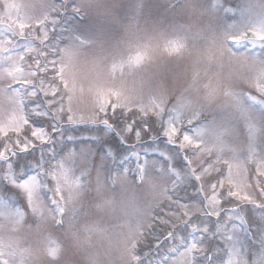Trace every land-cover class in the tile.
<instances>
[{
    "label": "rangeland",
    "instance_id": "obj_1",
    "mask_svg": "<svg viewBox=\"0 0 264 264\" xmlns=\"http://www.w3.org/2000/svg\"><path fill=\"white\" fill-rule=\"evenodd\" d=\"M53 7L59 9L60 20L53 43L63 49L66 75L74 87L79 85L76 67L82 58L93 59L95 69L99 62H126L134 50H147L149 57L143 64L128 68L129 74L121 80L136 94L115 82L121 94L112 100L132 108L166 104L184 117V130L192 134L205 130L208 146L224 159L244 160L251 153L264 156V97L249 82L259 65L242 64L232 72L223 51L224 36L264 25V0H0V23L13 19L34 23ZM174 46L176 50L170 51ZM230 46L239 55L264 59V47L259 44ZM205 73L210 78L220 74L225 83L198 81ZM89 94L93 104L98 97L95 92ZM193 116L197 122L187 124ZM150 123V136L140 142L128 137L119 151L105 145L100 152L93 143L99 138L90 125L82 123L67 132L70 142L57 159H65L77 175L87 179L75 203L69 205L63 227L51 216L41 218L31 211L28 194L14 184V178L23 177V167L0 162V209L18 214V218L0 220V264H129L125 233L133 223L104 210L113 206V196L126 194V206L137 219L159 188L169 183L170 174L177 177L178 188L187 185V191L178 195L199 210V190L191 187L186 170L175 167L176 149L166 146L160 122ZM145 152L141 180L134 157L139 153L144 159ZM34 156L28 161L32 168L43 167L48 160L40 159L39 149ZM4 184L9 192L3 191ZM33 198L46 202V194L39 189ZM226 207L230 211L220 221L201 211L187 233L177 232L159 249L157 258L178 259L186 253L188 264H264V199L259 207L244 201ZM81 217L90 220L73 228ZM52 231H63V235ZM193 241L199 245L195 256Z\"/></svg>",
    "mask_w": 264,
    "mask_h": 264
},
{
    "label": "snow or ice",
    "instance_id": "obj_2",
    "mask_svg": "<svg viewBox=\"0 0 264 264\" xmlns=\"http://www.w3.org/2000/svg\"><path fill=\"white\" fill-rule=\"evenodd\" d=\"M73 11L78 9L73 6ZM59 22V9L53 7L49 15L35 19L34 23L17 19L0 23V81L4 82L0 89V162L11 163L16 169L23 167V177L14 178V184L28 194L31 211L41 218L51 216L63 227L67 209L75 203L87 179L77 175L65 159H57L70 142L67 132L82 123L90 125L99 138L93 143L100 152L105 151V145L119 151L128 137L140 142L144 136H150L153 131L150 122L158 120L160 135L168 142L166 146L176 149L175 167L186 170L191 187L199 190L197 195L202 199L199 210L194 209L178 195L181 190L187 191V185L178 188L177 177L170 174L169 183L159 188L154 201L125 233L128 261L129 264H188L186 253L178 259H158L159 249L174 239L177 232L186 234L189 225L200 218L201 211L204 216L220 221L230 211L226 206L233 202L244 201L259 207L264 199V156L251 153L244 160L224 159L208 146L205 130L198 129L195 134L184 130V117L175 109L169 110L166 104L132 108L112 100L111 97L121 94L114 87L116 69L123 73L125 67L131 69L143 64L149 57L147 50L136 51L126 62L113 63L110 73L102 69L97 72L88 91L95 92L98 98L91 107L82 105L84 88L74 87L69 81L61 55L63 49L53 43ZM245 42L253 48L257 44L264 47V25L223 37V51L232 72L242 64L259 65L249 82L264 97V59L258 61L251 55H239L230 46ZM197 79L225 83L220 74L210 78L205 73ZM186 122L192 125L197 120L193 116ZM38 149L40 159L48 157V160L43 167L32 168L28 161L36 159L34 153ZM147 157V152L144 159L139 153L134 157L141 180ZM117 167L122 166L117 164ZM118 177L123 174L113 179ZM37 189L46 194L45 203L33 198ZM3 191H10L7 184L3 185ZM12 218H18V214L0 209V220ZM191 251L193 256L199 251L194 241Z\"/></svg>",
    "mask_w": 264,
    "mask_h": 264
},
{
    "label": "clouds",
    "instance_id": "obj_3",
    "mask_svg": "<svg viewBox=\"0 0 264 264\" xmlns=\"http://www.w3.org/2000/svg\"><path fill=\"white\" fill-rule=\"evenodd\" d=\"M137 50L138 49L134 50L132 54L135 53ZM92 60L93 59L86 60L82 58L80 61H78L77 67H76V77H77L78 83L84 88V92L80 98V102L82 105L88 106V107H91L92 105L91 97L88 91V86H89L90 81L96 78L97 72H99L101 69L103 70L104 73H110L112 64L120 63V62H111V63L99 62V67H96L94 69L91 63ZM128 74H129V69L125 67L123 70V73L121 72H119L118 74L116 73V82L121 83L122 78L127 76ZM121 84L123 85L124 89L126 90L131 89L132 94L133 95L136 94V90L133 87L127 84H123V83ZM127 200H128V195L126 194H121L120 196H113V201H114L113 206L111 208L105 209L104 213L118 214L121 216V221H130L134 223L136 217L133 215L132 209L126 206ZM135 201H136V204L138 205L136 193H135ZM87 220H90V219L81 217L80 220L75 221L72 224V227L80 228L82 224L85 223ZM51 224L52 223H50V225ZM52 232L56 235H60V236L63 235V231L59 233L54 232V231ZM53 264H59V262L56 261V262H53Z\"/></svg>",
    "mask_w": 264,
    "mask_h": 264
}]
</instances>
